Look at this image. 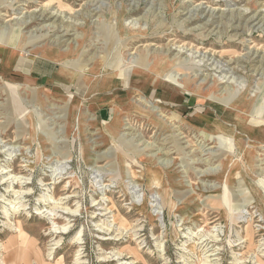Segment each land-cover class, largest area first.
<instances>
[{
    "label": "rangeland",
    "instance_id": "rangeland-1",
    "mask_svg": "<svg viewBox=\"0 0 264 264\" xmlns=\"http://www.w3.org/2000/svg\"><path fill=\"white\" fill-rule=\"evenodd\" d=\"M0 57L57 77L0 73V264H264V0H0Z\"/></svg>",
    "mask_w": 264,
    "mask_h": 264
},
{
    "label": "crops",
    "instance_id": "crops-1",
    "mask_svg": "<svg viewBox=\"0 0 264 264\" xmlns=\"http://www.w3.org/2000/svg\"><path fill=\"white\" fill-rule=\"evenodd\" d=\"M8 60V59H7ZM6 58L0 57V73L6 74L7 70H10L12 74L24 76L29 75L34 77L35 75L40 77L41 69L39 68V65L47 66L48 72H43V78H45V82L43 84H47L46 82H51L54 85H56L57 77L56 72L54 70L53 62H51L50 59L44 58V57H27V58H21V59H12L11 61H7ZM8 69H7V68ZM42 75V74H41ZM36 77V76H35ZM55 82V83H54ZM107 82V81H105ZM103 84V83H102ZM101 84H99L100 86ZM103 87V86H102ZM120 88H117L116 86H113L111 88H106L104 90L97 91L96 94H93L91 96H86L85 92L82 93V101L84 100V103L90 108L91 111L95 114V111L98 110L99 115L102 118H105L106 116V110L102 107L106 106V104H109L114 99V93L115 91L119 92ZM105 96H109L108 98H104ZM114 105V104H113Z\"/></svg>",
    "mask_w": 264,
    "mask_h": 264
},
{
    "label": "bare ground",
    "instance_id": "bare-ground-1",
    "mask_svg": "<svg viewBox=\"0 0 264 264\" xmlns=\"http://www.w3.org/2000/svg\"><path fill=\"white\" fill-rule=\"evenodd\" d=\"M52 15V14H51ZM184 50V49H183ZM43 50H42V48H37V49H34V50H30V53H39V52H42ZM44 52V51H43ZM42 52V53H43ZM44 53H46V52H44ZM44 55V54H43ZM47 55V54H46ZM218 67V66H217ZM116 122H119V120L117 119V121ZM161 245V244H160ZM160 250V249H159ZM115 256H114V258H113V260H119L118 261V264H135L136 263V261H129V260H125V261H122V260H124L123 259V256H122V253L120 252V251H118V252H116L115 254H114Z\"/></svg>",
    "mask_w": 264,
    "mask_h": 264
}]
</instances>
